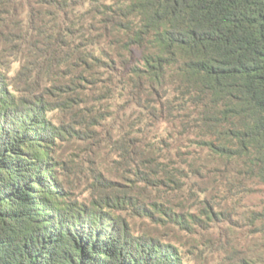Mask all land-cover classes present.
Wrapping results in <instances>:
<instances>
[{"label":"trees","instance_id":"16d2710c","mask_svg":"<svg viewBox=\"0 0 264 264\" xmlns=\"http://www.w3.org/2000/svg\"><path fill=\"white\" fill-rule=\"evenodd\" d=\"M23 7L58 83L15 95L0 72V264H185L169 228L202 218L245 228L244 261L264 264V0ZM90 90L134 180L96 178L82 202L56 174L47 112L82 111Z\"/></svg>","mask_w":264,"mask_h":264},{"label":"rangeland","instance_id":"374dc122","mask_svg":"<svg viewBox=\"0 0 264 264\" xmlns=\"http://www.w3.org/2000/svg\"><path fill=\"white\" fill-rule=\"evenodd\" d=\"M24 2L0 0V72L8 90L15 95L37 96L58 81L52 72L45 73L40 56H34L36 50L32 49L34 42L30 34L27 35L30 29ZM97 96L87 91L83 95L82 111L74 107L71 112L60 109L47 112L55 131L59 132L52 150L56 174L64 188L71 190L72 197L82 202L91 198L90 186L96 178L129 185L134 180L116 151L115 140L120 130L114 119L106 117L110 111L106 112L103 103L95 100ZM50 100L56 102L55 98ZM109 110L117 111L113 105ZM169 229L180 238L179 248L185 264H248L243 258L254 247L255 240L245 228L221 219L211 222L202 218L187 231L174 224ZM260 252L258 249L257 254Z\"/></svg>","mask_w":264,"mask_h":264}]
</instances>
